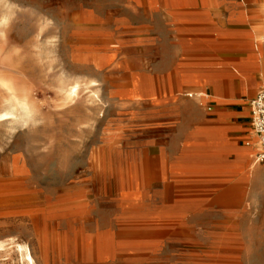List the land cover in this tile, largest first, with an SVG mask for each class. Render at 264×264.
I'll use <instances>...</instances> for the list:
<instances>
[{
    "label": "rangeland",
    "instance_id": "374dc122",
    "mask_svg": "<svg viewBox=\"0 0 264 264\" xmlns=\"http://www.w3.org/2000/svg\"><path fill=\"white\" fill-rule=\"evenodd\" d=\"M185 3L0 0V70L30 105L0 124V264H29L26 250L34 264H264V182L225 167L216 188L232 194L216 200L184 135L217 98L264 88L242 48L264 32V0ZM183 41L205 64L182 68ZM182 70L208 100L175 89ZM62 80L78 84L71 101Z\"/></svg>",
    "mask_w": 264,
    "mask_h": 264
},
{
    "label": "crops",
    "instance_id": "0c3cea01",
    "mask_svg": "<svg viewBox=\"0 0 264 264\" xmlns=\"http://www.w3.org/2000/svg\"><path fill=\"white\" fill-rule=\"evenodd\" d=\"M185 4V0H178L179 7H183ZM165 9L169 8L165 7ZM168 15L175 22L183 21L187 18L185 11L177 10L175 7L171 10L169 9ZM242 48L247 53V60L251 62L252 48L249 43ZM201 51V49L189 48L183 41V48H181L180 52L176 48L174 55L183 58L182 68L187 69L194 65L200 66L205 64V62H200L201 59L199 57L202 56L199 55ZM184 70L173 74L171 78L174 81L176 90L205 88V84L201 83L202 79L199 76H191L183 72ZM257 85V83L251 85L253 88L249 89V91L252 92L257 89ZM188 96L192 97L193 95L188 94ZM208 98L205 99L208 100ZM250 99L246 103L241 104L238 102L244 100V98H241L240 95H235L232 97L234 104L226 105L222 100L217 98L216 107L214 108L209 105L207 108L208 111H212L213 116L211 118L203 116L199 122L193 124L192 122H188L189 127L184 134L191 141L199 143L197 145L199 147L196 149L197 153L207 156L209 160L206 164L201 165V175L205 176L206 180L200 182V186L203 187V190L204 187L205 189H218L220 193L216 196V200L222 202L230 198L232 194L229 190L216 188L224 185L225 167H231L239 173V179L236 183H243L244 180H250L254 184L261 181L264 182V162L259 163L253 169H249L248 167V163L257 156L262 148L260 138L253 129L249 119L248 102ZM197 100L198 102L202 101L199 97H197ZM192 102L195 103V101ZM170 134H167L168 137ZM157 135L166 136V133L159 129L157 130ZM189 184L192 186V183Z\"/></svg>",
    "mask_w": 264,
    "mask_h": 264
},
{
    "label": "bare ground",
    "instance_id": "6f19581e",
    "mask_svg": "<svg viewBox=\"0 0 264 264\" xmlns=\"http://www.w3.org/2000/svg\"><path fill=\"white\" fill-rule=\"evenodd\" d=\"M250 40L249 45L252 48V61L251 67L253 70H261L264 75V67L260 68V60L259 54H261V47L264 46V32H260L259 30H253V32L249 33ZM2 65V64H1ZM0 65V68H4ZM204 85V84H203ZM0 88L4 93L2 95L0 101V124L2 122H12V119H17L19 121L25 122L29 111L30 105L28 101V97L26 94H19L17 93V89L14 86L13 82L10 78L4 76L0 70ZM61 94L63 95L64 100H72L75 95H77L78 91V84L76 81L72 83H66L63 80L60 81L58 86ZM216 88V86H215ZM91 91V90H90ZM92 92V91H91ZM95 94V92H92ZM193 94V93H192ZM191 94V95H192ZM196 96L203 100L204 98H208L209 94L204 89H200L196 91ZM258 163L256 162V157L253 158L249 163V169H253ZM5 249L4 242H0V255L2 254V250ZM19 250H22V246H18ZM26 250V248H25ZM27 257L29 264H34L31 255L29 254L28 250H26V254L24 255Z\"/></svg>",
    "mask_w": 264,
    "mask_h": 264
},
{
    "label": "built area",
    "instance_id": "2783aa9c",
    "mask_svg": "<svg viewBox=\"0 0 264 264\" xmlns=\"http://www.w3.org/2000/svg\"><path fill=\"white\" fill-rule=\"evenodd\" d=\"M249 119L261 142V151L256 156V162H264V88L259 90L248 102Z\"/></svg>",
    "mask_w": 264,
    "mask_h": 264
}]
</instances>
